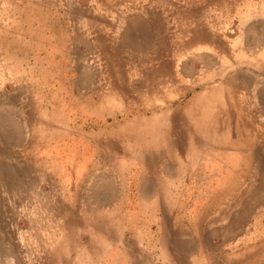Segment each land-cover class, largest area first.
Listing matches in <instances>:
<instances>
[{"label":"rangeland","instance_id":"374dc122","mask_svg":"<svg viewBox=\"0 0 264 264\" xmlns=\"http://www.w3.org/2000/svg\"><path fill=\"white\" fill-rule=\"evenodd\" d=\"M162 64L166 66L160 67ZM263 67L264 0H0V90L3 85L10 90L19 89L25 96V107L22 105L21 109H25L26 116L34 101L40 102V114L37 109L36 112L43 122L48 118V110L60 114L58 131H66L68 141L59 146L67 144L64 152L68 155L59 154L57 162L61 169L65 164L70 169L50 174L54 180L42 174L41 183L33 188L41 198L39 204L29 205L28 201L22 205L20 201L18 205V184L5 188L8 193L2 192L4 202L12 201L14 205H0L6 218L0 222V264H120L121 256L128 261V253L87 254L84 250L108 231L121 234L124 244L130 235L138 233V225L142 232L144 222L136 214L141 205L128 199L129 192H135L131 177L137 171L140 174L139 170L146 171L147 165V170L152 164L154 167L164 152L169 155L170 166L180 165L187 172L195 167L205 171L204 166L209 165L218 177L231 173L234 180V188L223 189L219 184L201 190L198 185L183 184V173L180 189L171 187L172 197L180 193L182 201L190 204L185 205L189 207L185 215L187 225L194 224L193 214L206 207L196 198L202 192L212 193L204 198L211 199L213 205L217 203L211 214L213 231L216 229L219 234L212 237V243H227L224 249L201 254L197 260L194 256L186 257V263L264 264L263 251H254L257 246L251 242L257 238L264 242ZM152 128L157 130V137H168L171 129V135L184 139L180 144L183 150L186 146L188 153L170 154L164 144L154 158L152 149L156 151L158 147L152 148L149 138L144 139L148 146L136 140V134L145 130L151 133ZM238 132L244 134V150L242 142L237 143L240 149L234 148ZM224 133H228V140L220 137ZM210 135H214L213 139ZM97 137L106 143L108 155L95 149L93 142ZM88 144L92 148L86 150ZM223 147L228 150L220 149ZM234 150L242 153H237L241 160L236 159L234 164L228 161L224 167L236 153ZM217 154L222 157L221 163L211 166L206 159ZM75 164L82 170L77 171ZM113 165L120 166L121 177H125L120 184L125 205H121L119 214L126 216L118 215L115 222L113 212L101 211L103 216H99L100 212L95 210L99 205L77 204L74 199L72 235L67 238V252H60L61 238L50 234L64 232L69 218L67 206L49 205L46 200L59 202L65 200L63 197L78 194L85 197V202L89 193L95 199L98 184H90L89 179ZM206 174L213 177L212 173ZM184 185L186 189L182 188ZM90 186L95 188L93 192ZM35 195L31 199L37 201ZM225 195L237 197L236 204L232 201L227 211ZM194 200L199 205L195 206ZM185 206L175 207L171 201L169 209L182 213ZM35 212L36 217L41 213L43 218L50 212L54 214L55 224L50 230H45L47 222H41V228L47 231L41 232L42 238L24 231L27 221L17 220L20 213L31 217ZM131 214L138 218L137 226L135 221L134 227L120 221ZM90 216H105V228L100 232L91 229ZM235 224L242 232L247 229L245 238L250 247V243L244 247L240 242V235L233 229ZM56 240L58 251L51 252L50 244ZM111 241L112 238H106L107 245ZM143 243L144 250L155 247ZM137 257L161 264L165 256L158 251H145L138 252ZM231 258L232 263L228 261Z\"/></svg>","mask_w":264,"mask_h":264},{"label":"crops","instance_id":"0c3cea01","mask_svg":"<svg viewBox=\"0 0 264 264\" xmlns=\"http://www.w3.org/2000/svg\"><path fill=\"white\" fill-rule=\"evenodd\" d=\"M260 26V25H259ZM166 64H162L160 67H164ZM254 66V65H253ZM257 65H255L256 67ZM159 67V68H160ZM242 68V67H241ZM244 68V66H243ZM264 68V67H263ZM176 71V70H175ZM243 79V76H242ZM246 79V77L244 78ZM247 80V79H246ZM244 81V85H245ZM248 84V83H247ZM4 85L2 86V88ZM0 90V205L7 206L6 202H9L10 205H14V202L5 201L4 198L1 196L3 193H6L5 188H9L11 184L15 185L18 184V195H21L18 205L20 204V201H23L22 205H25L29 201V205L33 204H39L41 202V198H38L36 192L33 190L37 185L41 183L42 180V174L46 175L48 180H54L50 174L54 172L64 171L68 172L69 166H65L64 170L61 169L58 166V155L64 154V156H67L68 154L64 152L66 145H60V142L67 140V132H61V130L58 131L59 123V116L60 114L56 111H47L48 118L45 119L43 122L42 116H37V111L40 109V102H33L32 107L29 110V115L26 116L25 109L22 110V105L25 107L24 104V98L22 93H19V89H16L13 87L11 90L7 87ZM262 97V96H261ZM260 98V97H259ZM259 101V99H258ZM261 102L263 103L264 100L261 98ZM38 105L39 107H37ZM37 107V108H36ZM63 107V106H62ZM64 108V107H63ZM38 114L39 111H38ZM239 119V118H238ZM231 120V119H228ZM42 124H45V131H42ZM65 122H62V125L66 127ZM149 124V123H148ZM154 125V122L151 123ZM239 124V122H237ZM236 124V125H237ZM53 129V131H49ZM65 130V128H64ZM157 131L156 129L151 130V133L147 132V130L143 131L141 134H136V140L138 143L144 141V139L149 138L152 142L149 144L154 147H158L156 151L152 149V156L154 158L157 157V154H159V149L163 147L164 144H166V151L169 150V153H188L185 150H183L182 145L180 142H182L184 139H181V137H175L174 135H171V129L169 131L168 137H166L165 134L158 136V133L155 134L154 132ZM147 133L146 135H143L144 133ZM197 136V135H196ZM214 135H210V139H213ZM220 137L224 140H228V133L221 134ZM61 138V140H60ZM98 138V139H97ZM94 140V145L96 146V150L99 148L101 151H103V154L106 156L107 153H110V150L105 149L106 143L104 141H101L100 137H97ZM156 139L155 142H158L156 144L153 140ZM217 141L220 140L217 138ZM216 141V143H217ZM145 142V141H144ZM242 142V147L237 146V143ZM245 139L244 134L241 132L236 133L234 136L233 144L234 148L240 149L241 147L243 150L247 147L245 146ZM147 142H145L146 144ZM218 144V143H217ZM148 146V144H146ZM65 146V147H64ZM92 147L88 144V146L85 148L86 150L91 149ZM224 151H227L228 149L226 147L220 148ZM241 149V150H242ZM59 151V153H58ZM162 152V151H161ZM190 152V151H189ZM236 153H233L231 159L227 160L225 162L224 167L226 166V163L230 161L232 164L236 162V159L241 160L239 155L237 153H240L239 151H235ZM76 155V152H74ZM89 154V152H87ZM166 152L163 153V156L159 159H156V164L153 167V164L151 166V169L147 168L148 165L145 167L146 171H141L139 174L138 171L136 174H134L133 177H131V180L134 181V188L135 192L133 195H131V192H129L128 199L135 200L136 205H141L139 207L141 210L136 212L138 218L139 216L142 217L141 221L144 222L142 224V232L140 231V225H138V218L133 217V215H130V218L126 217L125 219H121L123 223H128L132 227H134V221L136 222L135 226H137V234L133 236L134 234L129 236L128 243H122L121 240V234L113 235L111 231L104 233V235L99 236L97 243L94 245H87L89 248H85L84 252L89 253H99V252H116L119 254H126L128 253L130 255V259L128 261L123 260V256L120 257V264H126L128 262L129 264H153L151 261H143L139 260L137 257L138 252H161L165 257L161 260V264H187L186 263V257L194 256L195 260L199 257L201 254H207V253H215L219 249H224V244H227L226 242L217 245V243L214 245L212 242V237L214 238L219 234L218 230H214L212 228L213 224V217L211 212L216 211L214 205L212 204L213 201L205 200V197H211L212 193L205 194V192H202L199 197L196 198V200H199L201 205L205 204L206 207L196 215L193 214V221L194 224H186V213L189 211V207L186 208L185 205H189L185 200L182 201L183 197L180 195H176L175 197H172L171 194H169V191L180 188L178 187L179 181L181 180L180 174L184 173V179L185 182L183 184H186L187 182L198 185L201 190L204 188H213L214 186H217L220 184L221 188L228 189L230 186L231 188H234L232 185L234 180L230 177L231 173H225L226 175L217 176L218 172H211V167L208 165L204 166L206 170H198L196 167L192 168L191 170H186L182 168L180 165L177 166H170V159L169 155H164ZM229 153V152H227ZM258 153V150H257ZM168 154V153H166ZM242 155V153H240ZM259 154V153H258ZM123 155V154H122ZM256 155V154H253ZM252 155V156H253ZM206 156V155H205ZM249 156V152L245 155ZM251 156V155H250ZM108 157V156H107ZM115 157V156H114ZM120 157L119 155L117 156ZM65 158V157H64ZM202 159V155L200 156ZM222 158L219 154L217 156H209L206 160L209 161L208 163L211 164V166H219L221 163ZM226 158V157H225ZM116 159V158H115ZM199 160V162L201 161ZM66 160V158H65ZM154 163V160L151 161ZM76 163V162H75ZM240 163V162H238ZM236 163V164H238ZM73 164V163H72ZM235 164V165H236ZM90 165V164H89ZM74 167V164L72 165ZM76 166V164H75ZM83 166V165H82ZM76 170H82L81 167L76 166ZM156 168V169H155ZM120 166H110L105 167L104 169H101L98 171L97 174H93L95 176L91 177L89 179L90 184L93 182L98 184V190H97V196L96 200L90 196L89 198L84 202L83 198L78 194L72 195L70 198H64L65 200H60L59 202L53 201V199L48 198L46 200V203L49 205L53 204H61L65 205L66 211L68 213V220L64 224V232H55L53 231L52 234H50V237L61 238V242H59V246H63L60 249V252H67V238L70 237L72 234L70 231L72 230L73 226V207L72 205L75 204V200H77V204L83 203V204H95L99 205L100 208L95 209L98 210L101 215L103 216L104 213L107 212H113L114 213V221L116 222V218L118 217H125L122 214H119L121 211V205L125 202L123 201L122 195V188L121 183L124 181L122 178L125 179L124 175L121 177L122 171H120ZM203 169V166H202ZM70 172V171H69ZM72 172V171H71ZM206 172L212 173V175H209V178L207 177ZM226 172V171H225ZM223 174V173H222ZM45 176V178H46ZM71 179H73V176H71ZM220 179V181H218ZM93 192V186H90ZM126 187V186H125ZM74 188V185L72 186ZM179 188V189H178ZM182 188L186 189V186L184 185ZM131 189V187L129 188ZM33 190V191H31ZM182 190V189H181ZM22 191V192H21ZM3 192V193H2ZM9 191H7L8 193ZM38 194V192H37ZM117 194V196H116ZM9 195V194H8ZM35 195L37 197V201L34 199H31ZM31 196V197H28ZM77 196V197H76ZM120 196V197H119ZM175 196V195H174ZM40 197V196H39ZM133 197V198H132ZM224 197L225 202V210L227 211L229 206L233 204H236L237 197ZM222 197V198H223ZM28 198V199H27ZM26 199V200H23ZM39 199V200H38ZM75 199V200H74ZM201 199V200H200ZM194 200L193 204L199 205V202ZM172 201V204L176 207L179 206H185V209L182 213H175L176 209L173 212H170L169 204ZM210 201V202H209ZM125 205V203H124ZM195 205V206H196ZM102 206V207H101ZM194 207V206H193ZM145 210L143 212L142 210ZM182 209V208H181ZM95 212V211H92ZM66 213V214H67ZM171 215H170V214ZM39 217L37 216V212H35V215H29L27 214H19L18 222L27 221L24 222V231L31 232V234L34 233V238L37 237H44L42 236L41 232H47L51 229V227H54L55 221L52 218L54 214L51 212L44 216L39 213ZM99 216L93 217L90 216L88 221H92L90 224L91 229L99 230L100 232L106 225V217L100 218ZM48 217V218H47ZM88 217V216H86ZM4 215L0 212V222L5 221ZM8 219V218H7ZM67 219V218H66ZM97 219V221H96ZM22 220V221H21ZM39 220V221H38ZM47 222L46 229L43 230L41 228V222L42 221ZM236 220L233 218V221ZM49 222V225H48ZM54 222V223H53ZM191 222V221H190ZM40 223V224H39ZM121 223V222H120ZM187 225L189 229L185 226ZM20 229H22V226H19ZM144 227V228H143ZM155 227V228H154ZM234 230L237 231V234H239L240 242L245 245H248L250 241L246 240V232H242V230L235 224ZM54 230V228H53ZM188 232V234H186ZM44 234V233H43ZM98 235V234H97ZM32 236V235H31ZM32 236V237H33ZM118 237V240L116 238ZM106 238H112L113 241H111L108 245L106 244ZM190 242L188 243V240ZM121 240V241H120ZM118 241L121 242V246L116 250L115 248L118 246ZM143 241H145V245H154V249L146 248L145 250L141 248L143 246ZM253 245L257 246V249L254 248V251L257 250V252H262L261 255H264V242H262L260 239H254ZM229 243V242H228ZM124 244V245H122ZM114 245V246H113ZM51 248L49 249L51 252L58 251V240H56L55 243L50 244ZM251 246L248 245V247ZM67 247V249H66ZM91 247V248H90ZM114 247V249H113ZM73 250V249H72ZM83 251V250H82ZM252 251V250H251ZM72 252V251H71ZM181 255V256H179ZM233 257V256H232ZM248 257V256H246ZM207 259V258H206ZM88 259L86 258V262ZM230 263H232L233 258L228 260ZM149 262V263H148ZM196 264V263H193Z\"/></svg>","mask_w":264,"mask_h":264}]
</instances>
